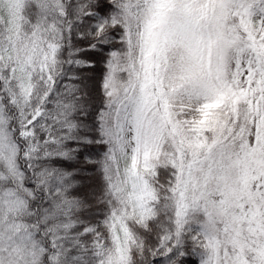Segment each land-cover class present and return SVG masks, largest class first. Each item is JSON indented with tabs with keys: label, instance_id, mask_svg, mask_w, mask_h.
<instances>
[{
	"label": "snow or ice",
	"instance_id": "obj_1",
	"mask_svg": "<svg viewBox=\"0 0 264 264\" xmlns=\"http://www.w3.org/2000/svg\"><path fill=\"white\" fill-rule=\"evenodd\" d=\"M0 264H264V0H0Z\"/></svg>",
	"mask_w": 264,
	"mask_h": 264
}]
</instances>
